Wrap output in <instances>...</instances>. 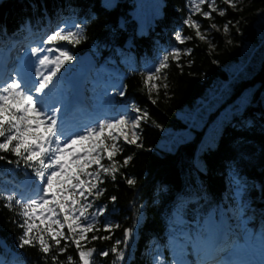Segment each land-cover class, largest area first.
<instances>
[{
    "label": "snow or ice",
    "instance_id": "snow-or-ice-1",
    "mask_svg": "<svg viewBox=\"0 0 264 264\" xmlns=\"http://www.w3.org/2000/svg\"><path fill=\"white\" fill-rule=\"evenodd\" d=\"M220 2L234 11L242 10L240 5L243 0ZM204 5L207 10L203 9ZM117 6V0H99V7L105 12ZM190 12L182 23L194 30L195 38L200 41L208 39L210 29L227 34L232 26L238 31V24L233 25L231 20L222 29L211 23L202 31L201 24L192 18L199 14L206 20H212L213 13L224 17L226 9L218 7L217 0H192ZM95 19L97 14L90 8L84 20L74 21L71 25L61 19L40 45L30 46V57L35 59L21 58L10 70L5 65L0 71V161L14 165V171H23V179L18 184L11 189L0 188V200L4 201L6 209L15 213L12 222L22 230L16 247L21 250L26 247L37 249L45 264L49 259L51 264H62L58 257L63 256L70 245L75 246L78 264H95L96 255L109 256L108 250L97 253L95 248L86 247L85 242H90L88 234L100 230L96 217L106 212L105 206H96L93 201L104 193L100 185L105 179L115 182L121 175L130 188L136 186L137 179L121 171L129 166L133 155H125L122 160L116 157L124 152V146L143 148L142 125L151 120L149 112L136 103L115 100L116 96L125 97L122 85H112L115 92L111 96L105 88L98 102L85 108V90L79 82L66 78V65L73 64L75 59L68 46L80 45L86 39L85 21ZM30 26L29 19L17 30H30ZM118 28L126 30L123 24H119ZM112 31L115 33L116 29ZM10 39L7 27L0 26V43L7 45ZM191 39V36L182 35L181 30H174L176 44L184 45ZM227 43L230 44L231 40ZM132 46V38L129 37L125 47L131 49ZM209 47H213L210 42ZM113 51L122 58V62H133L130 51L120 48ZM191 52L192 49L187 47H170L158 53L154 62L146 61L141 77L153 105L157 103L161 88L165 96L168 94L165 72L170 63H175L182 70L181 59L190 56ZM100 109L103 115L98 114ZM156 126L159 127L158 124ZM257 127L264 136V109L260 111L258 120L253 116L239 124V129L243 131H252ZM244 142V137L237 140V155L226 162L229 188L233 194L231 215L224 214L227 222L221 217L220 209L212 208L211 203L206 201L207 190L202 181L193 186L194 198L192 194H185L177 201L176 210L170 217L171 264H189L186 257L190 253L197 256L199 264H264V227L259 234L252 233L247 230L245 221L250 211L253 215L258 211L264 222V208L252 209L248 203V193L255 186L247 182L241 170L247 156L243 150ZM214 144L213 139L201 151H211ZM77 146L82 151L77 150ZM105 160L107 163L102 162ZM194 167L197 173L207 174V165L202 160L195 159ZM259 190L264 202V185ZM109 199L115 203L117 198L111 196ZM189 211L193 213L191 223L185 221ZM141 219L142 216H137V224ZM233 219L239 221V227L246 234L249 247L243 253L238 245L230 243L236 235L230 223ZM118 227L119 224L105 223L103 230L110 233ZM123 235L124 239L117 240L110 249L115 256L113 264L125 261L126 253L119 246L128 245L133 237V228H125ZM109 238L107 235L91 236V240ZM257 252L260 256L258 261L244 258L254 257ZM146 255L150 257L148 264H167L159 243L150 245ZM0 264L21 262L18 254H13L11 259L0 255ZM67 264H73L72 256L67 257Z\"/></svg>",
    "mask_w": 264,
    "mask_h": 264
},
{
    "label": "trees",
    "instance_id": "trees-1",
    "mask_svg": "<svg viewBox=\"0 0 264 264\" xmlns=\"http://www.w3.org/2000/svg\"><path fill=\"white\" fill-rule=\"evenodd\" d=\"M117 3L115 9L105 12L99 7V0H0V26L7 27L8 35H20L21 30L17 29L30 19L32 35L37 38L47 20H50L48 26H51V22L58 25L61 19L67 24H73L74 21L84 20L89 8L97 14V19L85 21L86 39L80 45H69L68 48L77 58L88 52L96 64H107L122 71L123 76L119 81L124 86L125 97L116 96L115 100L136 103L149 112L151 120L142 125L143 148L124 146V152L116 157L117 160H122L125 155H133L129 166L121 171L124 175L135 177L136 186L130 188L121 175L117 176L115 182L105 179L100 185L105 191L94 202L105 206L106 212L97 223L100 230L88 234L90 242H85L86 247L95 248L97 253L109 251L108 257L96 255L95 264H113L115 256L110 249L117 240L124 239V229L131 227L133 237L129 239L128 245L119 246L126 253L125 261H117L116 264H148L150 257L146 255V249L156 243H159L167 264H171L172 259L168 255L170 217L176 210L177 201L185 194H192L194 198L193 186L196 183L203 182L207 190L206 201L211 203L212 208L224 207L226 203L233 207L226 162L237 155L235 145L240 137L245 138L243 150L247 153L241 170L247 182L255 186L248 193V203L252 209L264 208L259 190L264 185V136L258 127L252 131L239 129L240 122L253 116L258 120L260 111L264 109V59L249 78L234 84L228 100L216 111L215 115H218L228 108L227 104L233 107L228 118L216 128L218 137L211 151H201V142L207 132L205 128L195 131L190 141L177 145L174 150L157 148L162 129L175 132L187 129V124L177 116V111L191 105L215 79H227L223 66L238 59L242 44L258 46L254 21L257 11L264 7V0H243L240 5L242 10H226L224 17L212 14V20L193 15L192 18L201 24L202 31L211 23L221 29L229 20L233 25L238 24V31L232 26L227 34L216 30L210 33V38L206 41L196 39L194 30L182 23L191 14L190 0H161L159 16L146 32L140 33H137V24L132 16L134 0H117ZM119 24H123L126 30L118 28ZM112 29H116L115 33ZM177 29L181 30L182 35L191 36L192 39L184 45L176 44L174 30ZM129 37L132 38L131 49L125 47ZM229 40L230 44L227 43ZM209 42L213 45L212 48L209 47ZM170 47H187L192 52L190 56L182 57V70L175 63H170L165 72L169 85L168 94L165 96L164 89L161 88L157 103L153 105L148 99L141 73L146 61L154 62L158 53ZM114 48L130 51L133 62H122V58L114 54ZM213 60L217 63L213 64ZM251 87V97L246 99L248 103L240 104L239 100ZM197 158L207 165L206 175L197 173L194 167V160ZM102 162L107 163L106 160ZM14 169V165L0 161V188L3 186L2 174L10 171L19 174L20 171ZM111 196L117 198L115 203L110 201ZM14 215V212L4 207V201L0 200V255L9 258L12 257L10 253L18 254L21 264H45L37 249L26 247L21 250L16 247L22 230L12 222ZM192 215L189 211L185 217L187 223H191ZM137 216H142L139 224L136 222ZM253 218L261 231L264 222L258 211ZM103 220L119 224L120 227L113 228L110 233L105 232ZM93 234L99 237L107 235L110 238L91 240ZM68 256L73 257V264H78L74 245H70L58 259L62 264H67ZM48 264H51L50 259Z\"/></svg>",
    "mask_w": 264,
    "mask_h": 264
},
{
    "label": "rangeland",
    "instance_id": "rangeland-1",
    "mask_svg": "<svg viewBox=\"0 0 264 264\" xmlns=\"http://www.w3.org/2000/svg\"><path fill=\"white\" fill-rule=\"evenodd\" d=\"M191 4L192 0H190V9ZM217 5L218 7H223L226 10L236 12L231 8H227V6L223 5L221 2H217ZM160 7L161 0H134V10L132 12V16L137 24V33L147 31L148 27L152 25L154 19L159 16ZM202 7L204 10H207L206 5ZM215 15L220 17L217 14ZM48 21L50 20L45 22V26L42 28L44 29L43 32L39 34V36H41L39 40L33 37L31 29H21L20 35H8V37L11 39L8 41L7 45L0 43V65H2V62L6 61L8 63L6 64V67L10 70L15 64L19 62L21 58H31L29 52L30 46L40 45L41 41L46 37L48 32L57 27V25L53 22L50 23L51 26H48ZM254 27L257 38L259 39L258 46H254L249 43L242 44L238 59L228 62L223 66V69L227 75V79H215L213 83L203 92V94L196 98L191 103V105L185 106L177 111V116L187 124V129L181 132H175L170 129H162L161 138L157 144L158 149L167 151L174 150L177 145L190 141L195 135V131H199L202 128L207 130L201 142L202 147L211 144L213 139L216 142L218 137V130L216 128L228 118L229 113L231 112L230 109L233 107H231V104H227L226 106L228 108L220 112L218 115H215L216 111L228 100L230 93L233 90L234 84L240 80L249 78L254 73V71L259 68L261 61L264 59V7L257 11ZM49 28L50 30L48 31ZM213 31H216V29L209 30V33L207 34L209 38L210 33ZM15 40L20 41H18L17 44H14L13 51H11L10 54H7L9 49L12 48ZM74 58L73 64L66 65L67 71L65 74L68 80L79 82L82 89L85 90V108L97 103L98 98L103 96L105 88H107L109 96L114 94L115 89L111 86L114 84H119L118 79L122 76L121 72L107 64H95L92 67H88L85 64L79 62L77 56H74ZM1 69L2 68H0V70ZM62 71L65 70L62 69ZM247 90L248 91L244 94L243 98L239 100V103L242 105L245 104L244 101L246 99L251 97L252 87ZM98 114L103 115V110H98ZM77 150L82 151L80 146H77ZM1 177L3 182V186L1 188L11 189L15 184H18L19 181L23 179V171L20 170L19 174H14L12 171H10L2 174ZM89 199L92 200L91 197ZM93 203L96 206H99L94 201ZM219 209L221 217L227 222V217L224 214L227 213V215H231V206L226 203L224 207H220ZM253 216L254 215L250 211L245 217L247 230L249 232L259 234L260 228L257 227V223H255L256 220L253 218ZM101 217L102 216L96 217L97 223ZM105 223H107V221L103 220L102 225ZM230 223L236 233V235L232 237V241H230V243L234 242L236 245H238L242 253L247 251L249 247L248 241L243 228L239 227V221L233 219ZM64 231L66 232L67 229L65 228ZM168 255L171 259H173V252L169 246V240ZM244 258L259 260L260 256L257 252V255L254 257ZM7 259H11V257ZM186 259L189 261V264H199L197 256L194 253H190Z\"/></svg>",
    "mask_w": 264,
    "mask_h": 264
},
{
    "label": "water",
    "instance_id": "water-1",
    "mask_svg": "<svg viewBox=\"0 0 264 264\" xmlns=\"http://www.w3.org/2000/svg\"><path fill=\"white\" fill-rule=\"evenodd\" d=\"M79 62L81 63H86L88 66H92L94 64V61L91 59L90 55L88 52L83 53L80 57H79ZM263 183H264V179H263Z\"/></svg>",
    "mask_w": 264,
    "mask_h": 264
},
{
    "label": "bare ground",
    "instance_id": "bare-ground-1",
    "mask_svg": "<svg viewBox=\"0 0 264 264\" xmlns=\"http://www.w3.org/2000/svg\"><path fill=\"white\" fill-rule=\"evenodd\" d=\"M43 30H44V29H43ZM43 30H41V33L43 32ZM48 31H49V29H48ZM49 32H50V31H49ZM49 32H48V33H49ZM41 33H40V34H41ZM40 37H41V36H38V37H37V40H39ZM18 41H20V40H15L14 43H13V45H14V44H17ZM26 42H27V41H26ZM13 45H12V48L9 49V51L7 52V54H10L11 51H13V49H14V46H13ZM10 47H11V46H10Z\"/></svg>",
    "mask_w": 264,
    "mask_h": 264
}]
</instances>
